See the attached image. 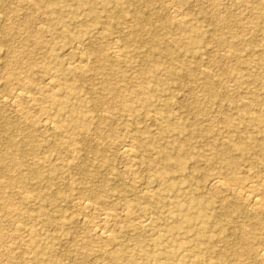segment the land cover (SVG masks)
I'll use <instances>...</instances> for the list:
<instances>
[{
  "label": "rangeland",
  "instance_id": "obj_1",
  "mask_svg": "<svg viewBox=\"0 0 264 264\" xmlns=\"http://www.w3.org/2000/svg\"><path fill=\"white\" fill-rule=\"evenodd\" d=\"M262 183L264 0H0V264H264Z\"/></svg>",
  "mask_w": 264,
  "mask_h": 264
},
{
  "label": "bare ground",
  "instance_id": "obj_2",
  "mask_svg": "<svg viewBox=\"0 0 264 264\" xmlns=\"http://www.w3.org/2000/svg\"><path fill=\"white\" fill-rule=\"evenodd\" d=\"M230 1V0H229ZM235 2H238V1H235ZM32 3V2H31ZM36 7V6H35ZM173 13V12H172ZM178 17H179V13L176 12ZM183 15V13H182ZM174 17V16H173ZM176 17V16H175ZM116 44V43H115ZM80 47V46H79ZM118 47V46H117ZM120 47V46H119ZM118 47V48H119ZM116 48V47H115ZM120 49V48H119ZM118 50V49H117ZM116 53V52H115ZM115 53H114V56H115ZM118 53H119V50H118ZM14 57V56H13ZM16 57V56H15ZM14 57V58H15ZM81 58V57H80ZM85 59V57H84ZM87 60V59H86ZM78 61V60H77ZM82 61V60H81ZM79 63V61H78ZM83 63V62H82ZM86 63V62H85ZM68 65V64H67ZM84 65V64H83ZM85 67V66H84ZM2 98H5V97H2ZM31 99V97L26 94L25 92H23V90L21 88H16V89H13V91L11 92V96H10V99H9V103H11L12 105H17L19 106V104H21L22 102H28L29 100ZM3 100V99H2ZM5 100V99H4ZM236 107V106H235ZM20 107H18L19 109ZM153 116V115H152ZM47 122V121H46ZM50 122V121H49ZM52 123V122H51ZM50 123V125H51ZM46 124V123H45ZM48 125V123H47ZM44 127V126H43ZM50 127V126H49ZM51 127H54V125H52ZM55 129H56V126H55ZM136 152L134 149L132 150V148H123L122 151H121V155L125 158L128 159V161H130L131 164H134L135 165V153ZM139 157V156H138ZM140 159V158H139ZM126 161V160H125ZM127 161V162H128ZM141 161H142V158H141ZM129 163V162H128ZM133 166V165H132ZM128 167V166H127ZM134 168V167H133ZM136 168V167H135ZM132 170V169H131ZM133 171V170H132ZM132 173V172H131ZM127 175V174H126ZM134 176V175H133ZM135 179V178H134ZM133 180V179H132ZM69 181V180H67ZM222 181V180H221ZM221 181L218 180L217 178L213 179L211 182H210V187L211 189L213 188H216V189H219L218 187L221 185ZM133 183L135 182L132 181ZM223 182V181H222ZM135 184V183H134ZM263 184V183H262ZM264 185V184H263ZM253 186V185H252ZM250 187V185H249ZM151 189V188H150ZM152 190V189H151ZM146 191V190H145ZM143 192V191H142ZM148 192V191H146ZM234 192V195H236L244 204L245 206L247 207L248 210H259V208L262 206V204L264 203L261 198L252 193V192H249V191H246V189H234L233 190ZM145 193V192H144ZM150 193V192H149ZM233 194V193H232ZM25 197V196H23ZM88 202V201H87ZM81 203V202H80ZM84 204V202H82ZM79 204V202L77 203ZM128 204V202H127ZM126 204V205H127ZM90 205V204H89ZM85 206V205H84ZM129 206V205H128ZM131 206V205H130ZM94 207V206H93ZM132 207V206H131ZM84 208V207H82ZM85 209H86V206H85ZM129 209V208H127ZM131 210V209H130ZM124 211V209H123ZM147 212V211H146ZM109 213V212H108ZM126 213V212H125ZM110 214V213H109ZM127 215V214H126ZM150 216V213L148 214ZM146 218V217H145ZM103 219V218H102ZM137 221V220H135ZM105 222V221H104ZM141 222V221H140ZM107 223V222H106ZM147 223V222H146ZM105 224V223H104ZM102 224V225H104ZM131 224V223H130ZM96 227V226H95ZM107 228V227H106ZM96 229L94 231V234L96 237H105L107 235V229ZM112 228V227H111ZM110 229V228H109ZM92 231V232H93ZM109 234V233H108ZM3 236V235H2ZM107 237V236H106ZM91 245V244H90ZM8 246H11V245H8ZM263 252V251H262ZM259 256L264 259V252L263 253H260ZM1 259V258H0ZM235 264V263H234Z\"/></svg>",
  "mask_w": 264,
  "mask_h": 264
}]
</instances>
